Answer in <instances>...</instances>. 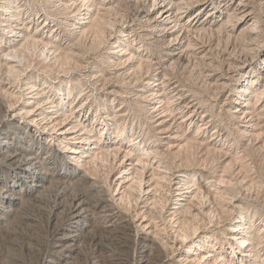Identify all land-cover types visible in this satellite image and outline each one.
<instances>
[{
  "label": "bare ground",
  "instance_id": "1",
  "mask_svg": "<svg viewBox=\"0 0 264 264\" xmlns=\"http://www.w3.org/2000/svg\"><path fill=\"white\" fill-rule=\"evenodd\" d=\"M40 1L42 7L32 0H0V168L17 170V175L7 171L0 180V231L12 227L27 203L49 199L54 188L49 219L53 244L40 257L41 264H72L70 259L83 253L84 239L94 221L103 216L108 226L113 225L127 213L120 209L123 203L129 207L128 215L134 217L128 225L141 245L142 262L157 250L161 264H264V229L258 227L255 215L235 201L240 191L232 181L233 174L237 163L239 174L245 170L244 155L230 152L233 143L220 129L206 136L212 126L209 123L197 125L191 137L185 136L178 143V149L172 147V141L166 142V151L162 149L164 139L160 136L173 130L172 120L180 114V124L191 125L199 115L196 104L207 101L187 102L179 86L169 90L168 71L163 79L160 73H151L157 71V63L146 56L144 44L145 48L134 44L137 35L144 34L124 27L125 14L120 11L135 4L138 25L151 28L146 35L154 36L151 44L165 52L170 69L200 63L205 70L213 65L208 57L222 36L232 50L240 44L244 53V59L239 55L229 66L253 62L257 50L264 46V0H115L117 5L112 0ZM195 5L202 7L182 22L184 8ZM204 7L207 15L200 18ZM118 15L124 22L116 26ZM240 21L247 22L237 32ZM113 29L120 35L112 41ZM101 47H108V51L99 54L97 61H89ZM249 53L253 54L248 57ZM258 62L264 65V58ZM106 67L118 69L114 74L125 93L131 90L126 87L144 75L153 76L143 79L142 93H136L134 99L146 117L141 126L130 125L131 112H125L123 104L111 111L110 98L96 91L110 85L112 78L106 77ZM261 68L254 65L248 78L232 88L231 102L242 103L227 113L237 125L235 148H239L238 138L248 137L253 149L254 142L264 136ZM228 78L236 79L232 74ZM228 84L224 80L217 89ZM111 93L121 95L118 89ZM100 109L107 110L105 116ZM98 126L100 135L96 136L92 131ZM202 152L213 163L229 153L231 156L222 174L205 177L206 185L200 182L199 171L189 167L197 161L195 154ZM99 163L106 165L102 180L106 185L98 183L101 177L93 176ZM76 185L105 193H99L101 199L95 200L87 191H78ZM171 198L174 207L168 206ZM235 208L239 211L233 221L222 225L227 243L221 244L209 230ZM63 213L65 220L60 219ZM169 228L174 233L171 241L164 238ZM203 230L208 232L200 235ZM175 253L179 255L176 260L172 257Z\"/></svg>",
  "mask_w": 264,
  "mask_h": 264
},
{
  "label": "rangeland",
  "instance_id": "2",
  "mask_svg": "<svg viewBox=\"0 0 264 264\" xmlns=\"http://www.w3.org/2000/svg\"><path fill=\"white\" fill-rule=\"evenodd\" d=\"M112 1H114V3H113L114 5H117V1H115V0H112ZM32 2L39 7L43 6L42 2L40 0H32ZM159 7L153 12L152 18L159 11V9H160ZM200 7H202V6L195 5V6L185 7L184 8L185 12L182 15V22H186L189 19V17ZM120 9H121L120 10L121 12L123 11L122 14H125L124 19L126 22H125L124 27L128 26L127 28L129 30L134 29L135 31L140 32V34H144V36H142V37L137 35L138 40H135L134 44L137 47H138V45L142 46L144 44V46L146 48H148V50H145V53L148 52V54H146V56L150 55L151 58H153L154 63H157V66H156L157 71H155V72L151 71V73H153V74L154 73H160V76L163 79L164 78V71H168L170 73L168 75V77L171 80L169 83L170 84L169 90L173 91L174 85H176L175 87L179 86V87H177V89L178 90L182 89V91L184 92V96L186 97L187 102L193 101L191 99L195 100L193 103L199 102L200 100H203V99L207 101V103L205 102L204 104L203 103H197L198 105L196 104V106H197L196 109L198 110L199 115L197 116L196 121L193 122L191 125H189V122L188 123L183 122L182 124H180L182 117L180 114L177 115V113H175V115H177L176 116L177 119L172 120L174 122L173 130H171L170 132H167L165 134H162L164 136H160L164 139L162 141V144H161L162 149H164L166 151V149L168 147L167 143L169 141H172V143H173L172 147L174 149H178L177 148L178 143L180 141H183L182 139H185L186 138L185 136L191 137L193 135V133L196 131L197 125L202 124V123H209L208 126L212 125L208 129V132L205 134L208 137L211 136V134L213 133V131L216 128L220 129L221 133H223V137L229 136L230 144L233 143L232 150L230 152H232L234 154L237 151H240L241 152L240 154L244 155V157H245L244 162L247 165L245 167L246 171L243 170L244 172L242 171V172H240V174L238 172L239 167H240L239 163H237V165L235 167V172L233 174V180L232 181L234 183H237L235 185L239 187V191H240L238 193V195L235 197V199H236L235 201L237 203L240 202V204H243V206L248 210V212L255 215L256 219H257L258 227H260V229L263 227V229H264V153H263L264 152V147H263L264 136H262L258 140L259 142L258 141L254 142L256 146H254L255 148L253 147V149H252V146H251V143H250V140L248 139V137H246L244 139L238 138L239 148H235L237 145V142H236L237 139L235 140L234 137H236V134H237L236 133V131H237L236 126L237 125L235 126L233 124V121L227 117V115H228L227 113L229 112L230 109H233L232 107H235L238 104H242L239 102H236L237 104L235 102L234 103L231 102V97L233 95L232 88L240 86L243 83V81L245 80V78H248L250 71L252 70V67L254 65L258 66L259 68L264 66V65H261L260 62H258V61H260L261 58H264V46L261 48V50H257L258 52H256L253 62H250L251 60H247L248 62L246 61V62L239 63V66H232V64H231V66H229L230 62H231L230 60L231 59L234 60L235 58H238L239 55L241 56L242 59H244V56H243L244 53L241 52L242 48H241L240 44H237L236 45L237 48H235V50H232L233 47H230V45L227 42V40L225 39V37L223 38V36H222L221 41H217L214 44V47L212 50L213 52L211 51V53L209 54L208 60L211 62V64L213 63V65L210 68H208V69L205 68V70H204V69H202L203 68L202 65L200 63H197V67H196V65L195 66H189L186 68L182 67V66H180V67L177 66L176 69H172V68L170 69V67L168 65H169V63H171V61H169L167 57H164L165 52L159 51L160 50L159 46H154L151 44L152 42H154V39L152 38L154 36L146 35V33H149L152 31L151 28L150 27H142L143 29L148 28V30H143L141 28V26L138 25L140 22L138 20L137 11H136L137 9L135 7V4H133V5L130 4V5H127L126 8L123 7ZM123 9H125V10H123ZM207 10L208 9L204 7L201 10V14L199 17L200 18L205 17L207 15L206 14ZM112 17L115 18V15ZM117 18L119 19L118 20L119 22L118 21L116 22V26H118L119 23L124 22V20L119 15L117 16ZM144 20H146V18H144L143 21ZM246 22L240 21L237 23V28H238L237 32H239V30H241L242 26ZM119 35H120L119 30L113 29V33H112V36L110 39L113 41L117 37H119ZM219 43H221V44L219 45ZM144 46H142V48ZM104 51H108V47L102 48L99 53H95V54L91 55L92 58H90L89 61H97L99 54L101 55V54L105 53ZM225 51H226V53H225ZM222 52H223V54H222ZM229 52L232 54L230 55ZM141 53H143V52H141ZM145 53H144V55H145ZM200 54H203V53H200ZM250 54H253V53H249L248 57H250ZM225 57L227 58V60H224ZM221 59L223 62L221 61ZM166 62H167V64H165ZM218 66L219 67L221 66V67L218 68ZM228 68H230V69H228ZM110 69L111 68H107V67L104 68V72L107 73V74L105 73L107 75L106 77L112 78V79L110 78L111 79L110 85L107 84V86H104L105 91L103 89L102 90L98 89L96 91L98 93H100L101 97L105 96L106 98H110V101H108V103H109V107H111L110 108L111 111L115 110V108H117L123 104L125 106V108L123 110H125V112H128V113L131 112L130 113L131 116L128 117V120H127L130 123V125H132L134 123V126H137V127L141 126L140 121L143 122V120H145L146 117H145V114H143V112L140 111V109H138L140 107L138 105L136 106L134 99L138 96V95H136V93H138V94L142 93V91L140 89L143 88L144 81L146 80V79L145 80H143V79L146 77H148V79H149L153 76L144 75L140 80L138 79L139 81L138 80L135 81L136 84H134V82H133L130 85V87H126L127 89L131 88V90H130V93H125L124 92L125 87L122 86V88H121L122 84L119 81H117L116 76L114 74V72L117 71L118 69H116L114 71H113V69H115V67H113L111 70ZM217 69H219V70H217ZM263 70H264V68H261V71H263ZM252 71H254V70H252ZM151 73H149V74H151ZM231 74L234 76V79L236 78L235 80L228 78ZM224 80L228 81V83L230 85L228 84L227 86H224L225 88L221 87V88L217 89V84L222 83ZM100 84H101V82H100ZM100 84H98V85H100ZM100 87H101V85H100ZM101 88H103V87H101ZM113 89L120 90L121 95L120 96L119 95L114 96L113 93H111V90H113ZM133 90L135 92H133ZM78 93H79V90H76L75 94H78ZM125 94H127L126 95L127 97H125ZM228 97H229V99H228ZM128 99L131 101H129ZM113 106H115V107H113ZM193 108H195V107H193ZM86 110H88V108ZM105 111L107 112L106 109H102V110L100 109V112H102V116L106 115ZM91 113H92V110L90 112H88L87 114L90 115ZM176 122H178V123H176ZM261 123H263V122H261ZM178 124H180V126L182 125L180 127L181 129H179L177 127ZM100 129H101V126L94 128L92 131L93 134H96V136H99L100 135ZM181 130H182V132H181ZM98 131H99V133H98ZM185 132H186V134H185ZM178 134L179 135L183 134L182 138H181V136L179 137ZM170 136H176V137L169 139ZM177 136H178V138H177ZM221 137H222V134H221ZM239 139H241V140H239ZM174 142H175V144H174ZM244 143H246V144H244ZM227 144L225 145V148L227 147ZM46 145L47 144H44V147ZM246 147H250V149H247ZM258 147H260V149H261V150L259 149L260 151L258 150ZM247 150H248V152H250L249 155H248ZM198 154H195V156L193 157V158L197 157V158H195L197 161H194L195 165L191 164L189 167H190V170L197 171V172L199 171L198 177L201 180L200 182H202V184L204 183V185L207 184V179H205V177L207 178V177H210L213 175L216 176L219 173L222 174L223 173L222 172L223 171V168H222L223 165L225 164V162H227L231 158L230 153H229L228 155L223 156L221 161H219L217 163L214 161V163H213L212 160L207 161L205 159L206 156L203 155V152L198 153ZM203 158H204V160H203ZM245 160H247V161H245ZM100 164H102V163H99L98 170L94 172L93 176L94 177H96V176L101 177V178H98V179H100L98 183H101L103 185V182L105 184V179H104V181H102V180L105 176L106 165L104 164L103 165L104 167H103ZM216 165H218V168ZM219 166L221 167V169H219L220 168ZM214 167H216V168H214ZM247 168H248V170H247ZM216 169L218 171H215ZM175 170H177V169H175ZM7 171H14L15 172L17 170H13V168L7 169V166L1 167L0 168V180L3 181V178L6 177ZM15 175H17L16 172H15ZM202 175H204V177H202ZM245 175L248 176V178H246L242 181V179L244 178ZM18 177H19V172H18ZM101 184H98V185H101ZM76 187H77L78 191H79V189H80V191H85V192L87 191L86 193L88 194V196H90L91 198H93V197L96 198L95 200L101 199V197L105 193V192L102 193V192L94 191L95 189H93L92 187L88 188L89 187L88 185H83V186L76 185L75 188ZM51 190L49 192L53 195L56 189L53 188V190L52 191ZM50 193H49V196H50L49 199L47 197L46 199H43L41 202L33 201V203H27L26 205H24V207H23L24 210L22 209L21 215L19 216V218H17L12 223V227L10 226L8 228V230L4 229V230L0 231V259H1L0 264H41L42 255L44 254V252L46 250L50 249L52 247V244H53L54 232L52 230V225L50 224L49 219H50V213H51L50 210H52V208H54V205H53L54 204V195L51 196ZM99 193H101L102 196L101 195L99 196ZM173 202H175V201H174V199L171 198L170 202L168 203V206L174 207L175 205L173 204ZM124 204L125 203L121 204L120 209L121 210L123 209V211H125V212L127 211V213L123 212L125 217L118 218L116 220V222L113 223V225L108 226L109 223H108V221H106L107 218L104 217V219H103V216H101L100 218H97L98 220L96 219L94 221L92 230L87 234V236H86L87 238L85 237V239H84L85 240L84 241V247L86 249L84 248L83 253L80 252L79 255H77L76 257L74 256L75 258L73 257L70 259L71 261H73L72 264H94V263L95 264H146V263L147 264H154V263L159 264L161 262V260L159 258L160 252L157 250H154L155 252L153 251V253H152L153 255L149 256L150 258L152 257L151 260L148 257V259H147L148 261L142 262L145 258L142 259V256H141V249H142L141 245L136 241L134 231L128 225L130 218H134V217L128 215V210H129L128 208L129 207L126 204L124 206ZM230 208H232V207H230ZM238 211H239V208H235L233 210H230V211L224 213L223 214L224 218H222V221L218 224V226L216 224V226H212L210 228L209 231L212 233V235H214L213 239L215 241H218L221 244L227 243L226 235L223 232L224 227L222 225L223 224H229L231 221H233V218L238 214ZM63 214L61 215V217L63 218V219L60 218L61 220H65V217H63V216H65V213H63ZM167 231H168V233H167L168 235H166L164 238L170 239V241H171V239H173V237H174V233L171 231L170 228ZM205 232H208V230H203L200 235H203ZM89 234H91V235H89ZM258 242H259V240H258ZM215 243H217V242H215ZM85 244H86V246H85ZM221 244H218V246H221ZM183 250H185V248ZM158 252H159V254H158ZM1 253H3V254H1ZM262 253L264 255V251ZM172 257L174 258V260H176L179 258V255H178V253H175ZM170 258H171V256H168L166 259L169 260Z\"/></svg>",
  "mask_w": 264,
  "mask_h": 264
}]
</instances>
